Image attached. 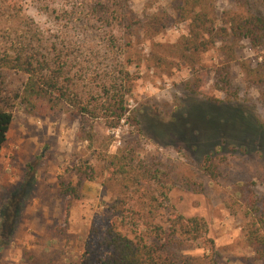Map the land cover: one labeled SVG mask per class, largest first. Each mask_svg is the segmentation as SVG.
<instances>
[{
    "label": "rangeland",
    "instance_id": "374dc122",
    "mask_svg": "<svg viewBox=\"0 0 264 264\" xmlns=\"http://www.w3.org/2000/svg\"><path fill=\"white\" fill-rule=\"evenodd\" d=\"M99 1L0 0L3 6L23 8L43 29L66 40L70 58L88 72L85 78H100L123 60L133 75L130 119L117 128L96 120L92 145L78 136L80 116L15 111L0 155V264H80L85 252L101 262L117 200L116 191L103 183L102 156L130 145L139 162L173 181L166 206L208 224L206 239L180 248V256L191 264H209L212 257L219 264H264L246 235L257 215L253 204L264 208V97L259 86L245 81L240 64L264 62V43L255 48L241 40L236 59L230 60L220 41L193 67L163 47L188 34V22L159 33L146 27L153 15L173 14V0H131L126 10L120 0H101L109 12L103 17L97 12ZM243 10L262 13L264 8L261 0L216 2L218 19L226 11ZM113 40L123 53L114 52ZM159 54L168 63L159 62ZM225 65L231 90L239 89L237 97L216 85ZM209 154L217 179L202 167ZM79 160H90L97 179L78 177L74 166ZM61 180L79 185L81 197L61 196ZM15 197L21 202L11 204ZM161 214L167 216L169 209L161 208Z\"/></svg>",
    "mask_w": 264,
    "mask_h": 264
},
{
    "label": "trees",
    "instance_id": "16d2710c",
    "mask_svg": "<svg viewBox=\"0 0 264 264\" xmlns=\"http://www.w3.org/2000/svg\"><path fill=\"white\" fill-rule=\"evenodd\" d=\"M120 1L126 4V10L131 0ZM217 1L173 0L174 13L153 15L146 27L149 32L159 33L177 22H188V34L175 44L163 47L168 54L193 67L204 52L220 41L225 42L221 49L230 60L236 59V47L241 40H250L255 48L263 45L264 11H226L222 19H218ZM261 2L264 8V0ZM97 4L103 10L97 12H101L102 17L108 15L105 4L101 0ZM127 17L126 12L123 19L127 21ZM113 46L114 52H124V47L117 46L115 41ZM71 55V45L58 33L43 29L23 8L0 3V155L17 110L32 116L55 113L72 118L80 116L78 136L91 145L95 142L96 120L103 119L109 127L117 128L122 120L130 119L128 96L132 94L133 75L128 62L123 60L107 67L100 78H85L88 72L75 63ZM158 60L168 63L161 54ZM240 64L245 81L259 86L264 97V62L252 66L250 61L242 60ZM14 75L20 76L16 82ZM216 85L237 97L239 89L231 90L228 65L219 70ZM135 151L130 145L115 154L102 156L107 173L103 183L117 193L112 206L116 220L107 232L104 259L96 263L90 253L85 252L80 264H191L178 254L179 249L205 240L208 224L203 217H187L173 206H166L173 181L162 170H153L144 161L139 162ZM29 167L31 170L33 165ZM202 167L211 178H218L215 160L210 154L204 158ZM74 171L79 178L97 179V169L90 160H79ZM59 193L70 199L81 197L80 186L65 180L59 183ZM17 202L21 200L15 197L11 204ZM255 205L257 215L248 222L246 235L257 256L264 258V208ZM165 207L169 209L167 216L161 214V208ZM209 264L219 263L212 257Z\"/></svg>",
    "mask_w": 264,
    "mask_h": 264
}]
</instances>
